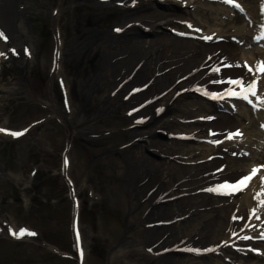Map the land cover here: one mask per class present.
<instances>
[{"label":"rangeland","instance_id":"374dc122","mask_svg":"<svg viewBox=\"0 0 264 264\" xmlns=\"http://www.w3.org/2000/svg\"><path fill=\"white\" fill-rule=\"evenodd\" d=\"M236 1L241 8L246 6L244 2ZM247 1L252 9L256 7L255 13L263 9V0ZM180 2L183 7L180 4L167 7L157 0L153 7L158 12L171 11L202 27L203 31L188 35L192 40H197L200 34L213 38L211 34L221 30L218 39L227 40L228 45L236 47L235 42L240 40L235 35L236 30H253L247 10L236 8L234 11L219 2L208 3L206 0ZM17 6L20 16L16 24L25 34L17 40L11 32L9 44L19 52L0 57V129L23 135L14 137L0 132V264H155L154 258L140 254L137 243L124 240L131 212L127 206L129 179L122 164L128 155L126 148L132 127L124 116L128 109L125 101L127 91H124L125 83L118 81L120 65L118 63L107 70L103 60L106 52L98 49L99 53L92 55L96 48L109 43L118 45V50H128L129 45L122 41L115 44L114 40L119 36L112 39L111 31L128 15L145 16L146 12L152 11L138 7L135 12H128L91 0H19ZM75 10L91 11L99 16V20L95 25L74 32L75 26L69 23V13ZM53 11L57 13L53 15ZM256 21L257 29L262 27L264 16ZM164 31L166 39H174L176 34L186 35L181 33L185 27L179 23H171ZM207 32L209 36L205 34ZM152 33L140 29L122 35H136V38H141L139 41H145L153 40L155 33ZM243 37L249 39L247 42L254 41V44L242 48L237 45L243 53L242 56L237 54L235 62L241 65L246 82H249L252 76L243 65L253 67L263 61L264 47L258 38L254 39L255 36L249 37L248 34ZM89 38H92L90 45L79 54L78 44ZM206 42L213 44V39ZM1 47L0 42V52ZM131 52L137 53L134 48ZM28 54L32 57L29 60ZM261 94H264V84ZM189 97L196 108L214 105L198 95ZM182 98L185 99V95ZM241 104L239 102L238 107L245 111V118L241 121L245 134L237 139V143L258 148L260 154L264 150V127H252L251 122L258 120L261 114L252 115L253 111L249 112ZM165 112L162 110L160 114L164 116ZM181 126L183 124L179 123L170 132L186 131ZM168 132L156 131L153 141L157 144L173 141L176 149L179 146L202 151L210 149L208 142L174 138ZM214 148L216 151L223 149L219 145ZM144 152L149 160L156 162L162 159L148 149ZM235 159L239 160L232 157ZM63 160L67 164L63 165ZM252 168L251 161L241 168L238 166L244 176ZM176 174L177 171L174 178ZM244 194L241 192L228 200L246 217L250 208L242 205ZM69 197H72L76 208L69 203ZM73 211L83 243L81 251H77L71 238ZM136 215L142 219L145 213L137 211ZM187 217L178 220L188 226ZM260 217L253 222L254 226L261 223L262 214ZM21 229L35 235L17 238L12 234ZM140 237L135 235L134 239L139 240ZM72 247L77 251L76 257L71 253ZM132 249L138 252H131ZM125 251H130L129 257L121 255ZM175 251L167 256L185 259ZM60 254L70 255L74 260L63 259ZM205 260L217 263L221 258L211 255L205 256ZM248 261L264 264V258H250Z\"/></svg>","mask_w":264,"mask_h":264},{"label":"bare ground","instance_id":"6f19581e","mask_svg":"<svg viewBox=\"0 0 264 264\" xmlns=\"http://www.w3.org/2000/svg\"><path fill=\"white\" fill-rule=\"evenodd\" d=\"M18 1L0 0V34L5 42L4 44L0 40L2 43L0 57L16 51L10 49L11 29L12 37L17 40L22 39L25 34L21 26L16 24V19L20 16V8L15 7ZM91 1L99 5L117 6L128 12H135L138 7L152 11V13L146 12L145 16H136L134 13L128 15L111 31L112 39H115L114 36H119L114 40L115 44L122 41L129 45L128 50H118V45L113 46L109 43L96 48L92 54L95 56L99 50L106 52L103 60L107 70L119 63L118 77L120 79L118 81L125 83L124 91H127L125 101L128 109L124 116L130 120L132 128L129 130L130 142L126 148L128 155L122 165L129 179L130 195L127 206L131 217L124 240L137 243L142 252L140 254H148L152 259L154 258L155 264H254L248 261L250 258H255L251 251L259 253L261 247H264V240L259 242L261 231H264V208H261L258 213L259 216L262 214V225H255L252 230H249L245 224L253 225V222L257 220L253 218L249 221L250 211L245 217L231 205L228 199L234 195L221 196L208 192L206 189L213 188L224 181L239 180L244 175L238 166L241 168L248 161L264 166V150L258 154V148L243 145H235L233 148V139L226 141L227 134L237 130L245 134V128L242 129L241 123L245 118V111L234 104L237 99H215L219 103L196 108L189 101L192 98H188V95L202 97L204 91L222 93L229 87L226 83L217 84L213 81L228 78L244 79L245 73L240 68L224 65H236L237 54L240 53L242 56L243 53V49H238L237 45L242 48L244 42L247 43L248 39L243 36H247L248 32L244 29L236 30L235 35L241 39L236 47L228 45L227 40L217 39L218 34L222 33L221 30L211 34L213 44L206 43L204 35L195 41L166 39L164 29L171 23H179L185 27L183 33L192 35L199 32L202 27L171 11L158 12L153 7L157 0ZM160 1L167 7L182 3L180 0ZM243 1L251 22L259 19L260 15L264 16L263 11L255 13L256 8L252 9L247 0ZM180 6L184 5L180 4ZM206 14L211 13L206 12ZM98 20L99 16L91 11L75 10L69 13V23L75 26L74 32L80 31L85 26L95 25ZM140 29L155 33H152L153 40L139 41L141 38H136V35L128 37L122 35L124 32H137ZM253 33L256 35L260 32ZM205 34L209 36L210 33ZM93 38L96 39V37ZM91 41L92 38L82 40L77 46V52L79 54L84 52ZM21 43L22 47L23 42ZM132 48L137 51L136 54L131 52ZM259 52V54L262 53V51ZM213 67H219L220 73L212 72ZM260 80L258 94L264 96L261 94L264 76ZM183 95L185 99L182 98ZM206 97L209 98V95ZM252 99L255 104V98ZM218 104L223 107L222 112L228 109L237 115L229 111L223 114L218 113L216 110ZM257 109L263 112L259 123L264 125V108ZM162 110H166L164 116L160 114ZM54 112L57 114L55 109ZM179 123L183 124L181 127H184L186 131L170 132ZM259 123L252 121L251 125L256 127ZM158 130H167L168 135L174 138L182 137L185 140L192 138L202 143L208 142L210 149L202 151L189 147L185 149L183 146L176 149L173 141L157 144L153 141V137ZM214 141H222L226 149L216 151L211 147ZM263 147L264 145L262 149ZM145 149L156 153L162 159L156 162L149 160L144 155ZM103 151L106 149L104 148ZM204 152L207 155H204ZM234 155L240 159L232 160ZM175 171H177L176 178H174ZM262 176H264V169L253 178L244 191L246 194H244L245 200L242 201V205L245 204L250 210L257 207L253 196L260 191ZM181 198L182 200H177ZM137 211L145 213L142 219L137 218ZM186 216H188L186 218L188 226H185L183 221H177ZM233 216L237 219L234 220ZM241 217L243 219H239ZM228 234L232 236L229 237ZM135 235L141 236L140 239H134ZM243 236H250L252 239L245 241L241 239ZM248 249H251L250 253ZM173 250L180 252L185 259L167 256ZM131 252L138 251L132 249ZM194 253H200L201 256L194 258ZM121 255L129 257L130 251L122 252ZM211 255L221 260L217 263L207 262L205 256Z\"/></svg>","mask_w":264,"mask_h":264},{"label":"snow or ice","instance_id":"6c2138e0","mask_svg":"<svg viewBox=\"0 0 264 264\" xmlns=\"http://www.w3.org/2000/svg\"><path fill=\"white\" fill-rule=\"evenodd\" d=\"M224 3L232 4L236 8H240L239 4H235L234 0H223ZM242 10V9H241ZM264 10V9H262ZM191 27V25H189ZM2 36V34H0ZM206 40L212 39L211 37H204ZM258 39H264V29H262L260 37ZM225 67H241V65H231L226 64ZM246 71L252 75L253 79L249 82H246L243 78L232 79L228 78L227 80H216L213 83L217 84H228L229 87L222 93H208L204 91L202 94L209 95L212 99H239L247 102L248 104L252 105L254 109L257 108H264V96L258 94L259 92V81L262 76H264V61H259L255 65V67L249 66L247 64L243 65ZM221 69L219 67H213L212 72L219 74ZM255 98L256 103H253V99ZM139 122V121H138ZM0 132H5L8 135H12L14 137H18L23 135V133H15V132H7V130L0 129ZM211 135H215V133H210ZM243 134L237 130L234 133L227 134V139L231 140L237 137L242 138ZM213 143L219 144L221 141H214ZM67 163V162H66ZM264 169V166H258L251 169L250 173L246 176L241 177L239 180L234 182L224 181L213 188H208L206 191L213 192L217 195L221 196H233L238 193L244 192L245 189L248 187L250 182L255 178L258 173ZM223 171V169H220ZM253 199L257 202V207H254L250 210L248 220L251 221L253 218L256 220H260L261 217L259 216V210L264 208V176L260 177V191L256 192L253 196ZM233 219L236 220L237 217L233 216ZM239 219H243L242 217ZM249 224H245V227H249ZM254 227V225L252 226ZM17 238L27 236H34L35 233L27 232L24 229H21L19 232L12 233ZM261 240H264V231H261L260 237ZM241 239L248 240L252 239L250 236H243ZM211 251V249H209Z\"/></svg>","mask_w":264,"mask_h":264}]
</instances>
